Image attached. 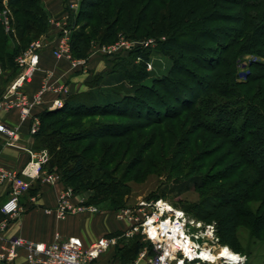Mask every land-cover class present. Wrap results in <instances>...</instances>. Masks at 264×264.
Instances as JSON below:
<instances>
[{
  "label": "trees",
  "instance_id": "16d2710c",
  "mask_svg": "<svg viewBox=\"0 0 264 264\" xmlns=\"http://www.w3.org/2000/svg\"><path fill=\"white\" fill-rule=\"evenodd\" d=\"M4 1L13 17L5 33L0 15V65L10 67L47 31L48 12L41 0H0V11ZM162 8L168 36L159 48L172 68L146 83L151 48L133 47L109 72L95 74L90 90L40 114L34 149L47 151L44 167L65 187L92 190L112 208L130 190L126 179L151 171L195 174L198 199L183 208L215 221L220 241L241 250L237 224L256 238L264 232V61L250 59L245 80H238L243 56L264 58V0H80L70 16L71 54L86 57L92 43L110 42L118 32L152 37L137 35ZM141 246L137 236L120 238L107 262L128 261Z\"/></svg>",
  "mask_w": 264,
  "mask_h": 264
},
{
  "label": "built area",
  "instance_id": "2783aa9c",
  "mask_svg": "<svg viewBox=\"0 0 264 264\" xmlns=\"http://www.w3.org/2000/svg\"><path fill=\"white\" fill-rule=\"evenodd\" d=\"M79 1L68 2L67 9L62 15L52 20L59 25L52 38L33 41L16 56L19 72L0 92V112L18 109L21 118L25 119L30 115L34 106L42 101L43 93L48 88L60 94L67 92L65 84L56 87L45 86L32 96L25 94L22 89L38 63L37 51L44 46H52L54 56L69 59L72 68L83 67L86 64L85 59L74 58L70 53L72 31L70 16L77 12ZM2 23L7 30H12L10 18L5 10ZM151 42L152 38L141 40L139 43L148 46ZM119 45L130 49L134 43L121 41ZM146 66H150L149 62ZM61 105L62 99L58 98L48 108L53 109ZM38 124L39 121L33 123L30 128L31 134L38 130ZM0 132L11 137L6 142L7 145L18 146L16 129L0 123ZM28 154V161L19 170L9 169L0 164V181L7 182L10 187L9 196L0 207V211L6 216H14L20 211V197L28 192L30 180L42 178L44 182L50 184L59 180L56 171L46 172L44 170L48 161V153L45 149L28 150ZM74 198L77 199L75 202ZM54 211L58 218H63L70 213L95 214L99 210L93 204H86L83 197L75 195L70 187H64L59 194ZM114 216L126 224L120 234L102 236L89 244H85L76 236L62 238L58 234L50 243L33 242L18 236L6 240L4 233L7 229V219H4L0 221V245L2 247L0 260L11 261L16 257L19 249H24L27 264H120L102 262L100 256L110 247H114L120 238H130L135 235L143 247L139 250L137 258L129 264L244 263V257L240 254L236 253L239 257L236 263L230 262L228 257L222 254V250L228 246L219 242L211 224H205L202 229L198 230L195 228L194 219H190L182 209L167 201L141 199L134 206H127L114 212ZM203 252L207 255L202 256Z\"/></svg>",
  "mask_w": 264,
  "mask_h": 264
},
{
  "label": "crops",
  "instance_id": "0c3cea01",
  "mask_svg": "<svg viewBox=\"0 0 264 264\" xmlns=\"http://www.w3.org/2000/svg\"><path fill=\"white\" fill-rule=\"evenodd\" d=\"M43 2L49 15L58 14L60 16L67 9L68 0H43ZM56 25H49L42 36L46 39L54 35L59 28ZM37 53L38 63L29 80L24 84L22 91L32 96L45 86L56 87L65 84L67 92L60 94L52 88H48L43 93L42 101L34 106L30 115L25 119L21 118L18 109L0 112V123L16 129L17 147L7 145L6 142L11 137L0 132V164L9 169H21L29 159L28 150L38 151L34 149L35 139L34 134L30 133V128L35 121H39V127V117L42 112L51 110L48 107L58 98L62 99L63 104L69 95L90 90L88 82L92 77L95 74L109 72L112 67L110 57L109 60L97 58V53L88 55V60H86V64L87 62L88 64L78 68H72L69 59L54 56L50 46H44ZM18 72L19 67L16 64L15 56L12 66L1 67L0 69V92ZM44 170L48 172L46 167ZM64 187L60 178L53 184L44 182L42 178L30 180L28 192L20 197V211L14 216H6L0 211V221L7 219L4 238L7 240L18 236L33 242L50 243L58 234L62 238L76 236L85 244H89L102 236H108L114 231L123 230L126 227L122 220H117L114 217L110 220L100 214L89 212L70 213L63 218H58L54 210L58 203L59 194ZM9 192L8 183L0 181V207L8 198ZM76 200V198L73 199L74 202ZM1 248L0 245V251ZM112 253L113 249L110 247L101 254L100 260L107 262ZM0 264H27L25 250L19 249L13 260H0Z\"/></svg>",
  "mask_w": 264,
  "mask_h": 264
},
{
  "label": "rangeland",
  "instance_id": "374dc122",
  "mask_svg": "<svg viewBox=\"0 0 264 264\" xmlns=\"http://www.w3.org/2000/svg\"><path fill=\"white\" fill-rule=\"evenodd\" d=\"M70 1L71 0H69L68 2H70ZM41 2L44 5L43 0H41ZM4 10L8 13V17L10 19H12V17H13L12 12L7 7L5 1H4V9L2 11H0L1 18L3 17ZM165 11H166V9L162 8V11H161L162 13H160V15L157 16V18H154L153 21L148 19L145 22V26L143 27V29L140 30L138 35H137L139 37H144L146 35L152 36V37L140 38V39H130L126 34L118 32L117 37H115L114 40H112L110 42L102 43V44L92 43L86 57H80V58L74 57V56L73 57L77 58V59L88 60V55L90 56L93 53H97L98 54L97 58H101V59H105V60L111 59L112 60L111 62L113 64V61L117 60V57L127 58L129 56L128 55L129 50L132 49L133 47L145 48V47L149 46L151 48L150 61H149L150 66H146V70L149 73V77L145 80L146 83H149L151 78L159 77L163 74H166L173 66V59L170 56V54L168 53V51H162L159 48V44L161 42H164L168 36V20L165 16L166 15ZM58 16H59L58 14H53V15L48 14V17H47L48 27L51 24H54V25L56 24L52 20H55V18H57ZM1 23H2V19H1ZM1 26L4 28L5 33L10 32V30L6 29V27L3 25V23L1 24ZM56 26L58 27L59 25H56ZM10 28H12L11 25H10ZM43 34H41L37 38L32 39L26 45V47H28L30 45V43L33 41H36V40L42 41L45 38L44 36H42ZM50 37L52 38L53 35ZM50 37H48L46 39H49ZM151 38H152V42L148 46H144V45L139 43L141 40L144 41V40H149ZM0 39H1V36H0ZM121 41H128L130 43H134V46L130 49L120 47L119 43ZM1 45L2 44L0 43V46ZM171 45H173L175 47L177 44L176 45L171 44ZM178 46H181V44H178ZM26 47L24 49H26ZM50 47H51V50L53 51V47L52 46H50ZM70 53H71V46H70ZM250 59L251 60H262V61H264V58L257 57V56H251L249 54L243 56L240 60V63L238 64V80H240V81L245 80V73L249 70ZM184 63L188 64L187 61H184ZM87 64H88V62H87ZM87 64H85V65H87ZM85 65H83V67ZM200 73H203V72H200ZM178 109H179V107H178ZM143 120H145V119H143ZM143 137H147V132L145 135H143ZM222 152H224V151H220V152L216 153L215 155H213L212 157H209V160L211 161L212 158H216V155L218 156ZM90 154H88V155L90 156ZM127 161L128 160H126L124 163H126ZM225 165H226V163L224 162V163H221L217 167H214V168L216 171L221 170L222 168L225 167ZM121 169H123V167H121ZM206 171H208V169L204 167L202 169V172L204 173ZM98 172L99 171H98L97 167H94L92 170V174L96 175ZM126 180H127L126 181L127 185L130 187V190L127 192V194L122 196L121 204L117 208H112L110 206V201L108 199H106L105 197H102L100 195L96 196L92 190H84V191L79 192V193L75 192L74 194L82 196L84 199V202L86 204L95 205L99 210L98 213H95V214H100L102 216L109 218L110 220L112 217L119 220L118 218H116L114 216V212H116L122 208H125L127 206L128 207L134 206L141 199H146L147 201L156 200V199L164 200V201H167L170 204L174 205L175 207L182 209L190 219H194L196 221V223H194L195 228H198V230L202 229V227L205 224H211L214 227L215 235L218 237L217 231H216L217 224L215 221H209V222L205 221V220L203 221L202 219L195 217L192 213H188L183 208V204L186 203L185 201L194 202L198 199V193L199 192L195 191L194 185L199 181V178L196 177L195 174L194 175L189 174V175L184 176V175H180L179 172L177 171L176 173H174L173 176L170 177V176L166 175L165 171L161 172V173H157L156 171H151L149 173L142 175L140 177V179L137 181H132L130 179H126ZM94 196H95V198H94ZM253 204H254V202H253ZM199 224H201V226ZM122 225H124V224L122 223ZM234 235L237 238L236 240H237V243L240 245L241 250L240 249L234 250L229 245H227V244H225V245H227L228 248L230 250H232L234 253L240 254L244 257V263L243 264H264V232L261 233L259 238H256L250 234L248 227L245 224L239 223V224H237L236 231L234 232ZM133 236H135V235H133ZM132 237H130V238H132ZM218 240L220 243H222L219 238H218ZM141 247H143V246H141ZM138 252L139 251H137V253H135V254L132 253L131 255L127 256L126 259H128V261L123 260L124 262H121V263L122 264H129L130 262L134 261L138 256ZM113 258H114L113 260L116 259V261H118L117 256H116V252H115V255Z\"/></svg>",
  "mask_w": 264,
  "mask_h": 264
},
{
  "label": "bare ground",
  "instance_id": "6f19581e",
  "mask_svg": "<svg viewBox=\"0 0 264 264\" xmlns=\"http://www.w3.org/2000/svg\"><path fill=\"white\" fill-rule=\"evenodd\" d=\"M222 254L226 255L230 262L236 263L239 260L238 255L236 253H234L232 250H230L228 247L224 248L222 250ZM201 255L203 256V255H207V254H205V252H203Z\"/></svg>",
  "mask_w": 264,
  "mask_h": 264
}]
</instances>
